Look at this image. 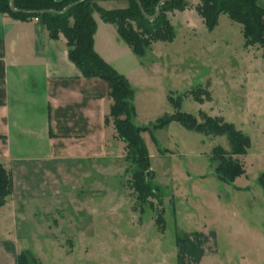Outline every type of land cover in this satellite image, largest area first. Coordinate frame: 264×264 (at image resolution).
Returning a JSON list of instances; mask_svg holds the SVG:
<instances>
[{
	"label": "rangeland",
	"instance_id": "1",
	"mask_svg": "<svg viewBox=\"0 0 264 264\" xmlns=\"http://www.w3.org/2000/svg\"><path fill=\"white\" fill-rule=\"evenodd\" d=\"M187 2L190 10L166 13L173 40L154 41L143 57L136 56L141 69L133 70L129 83L134 91L131 121L151 128L140 135L155 195L146 203L136 200L131 186L134 166L125 158V143L111 133L112 153L97 162L86 179L80 175L77 200L37 206L35 219L22 222L27 245L42 264L52 262L49 251L59 243L74 247L71 264H177V238L203 227L217 234L223 264H237L250 243L253 248L264 243L262 49L245 46L241 24L226 13L207 29L195 10L199 0ZM256 3L263 6L264 0ZM102 6L112 9L127 3L105 1ZM197 87L210 98L196 101L190 91ZM168 95L182 97L181 111L220 116L248 135L250 147L239 157L242 175L224 182L214 174L211 150L226 146L224 138L187 130L174 121L153 127L175 111ZM158 217L164 226H158Z\"/></svg>",
	"mask_w": 264,
	"mask_h": 264
},
{
	"label": "crops",
	"instance_id": "2",
	"mask_svg": "<svg viewBox=\"0 0 264 264\" xmlns=\"http://www.w3.org/2000/svg\"><path fill=\"white\" fill-rule=\"evenodd\" d=\"M93 16L95 52L132 84L133 70L140 71L141 63L113 24ZM67 49L64 36L50 38L38 19L0 13V162L12 180L11 193L0 206V264H15L24 250L42 264L27 245L22 222L35 219L37 206L75 202L80 175L86 179L112 153L110 134H116L112 120H106L107 85L85 78ZM27 211L30 215H23ZM216 235L205 227L185 235L177 245V264H223ZM255 246L250 243L236 263L264 264V243ZM73 252L70 243L54 245L47 264H71Z\"/></svg>",
	"mask_w": 264,
	"mask_h": 264
},
{
	"label": "trees",
	"instance_id": "3",
	"mask_svg": "<svg viewBox=\"0 0 264 264\" xmlns=\"http://www.w3.org/2000/svg\"><path fill=\"white\" fill-rule=\"evenodd\" d=\"M11 1L15 10H11L10 0H0V13H7L19 20L37 18L52 39L62 34L66 39L68 58L77 66L81 74L85 78H99L106 83L111 101L106 120L108 118L112 120L117 137L125 143V158L134 166L131 186L137 192L136 200L146 203L148 196H154L155 193L148 179L152 172L149 170V157L140 133L151 131V128L135 126L132 123L134 107L131 101L134 91L128 79L95 52L93 36L96 31V21L93 14H97L102 21L113 24L118 36L128 45L132 53L137 57H143L152 42L173 40L174 29L166 13L187 9L189 7L187 0H167L160 4L158 13H156L157 5L163 0ZM105 1H123L127 6L105 8L101 5ZM75 2L79 3L72 5ZM195 10L207 29H212L216 25L220 13H226L231 20L241 24L245 46L258 45L264 57V6H259L256 0H199ZM190 94L198 102L210 98L209 93L198 87L191 90ZM168 99L175 111L159 118L153 127L160 128L174 121L187 130L210 137H222L226 146L221 144L214 146L210 155L215 176L221 181L230 182L245 172L239 157L244 156L250 147L248 135L220 116H210L199 111L196 117L181 111L179 109L181 96L168 95ZM147 172H149L148 177H146ZM11 190L10 173L0 162V206L5 203ZM157 223L160 227L163 225V219L158 217ZM183 240L184 237H178L177 245ZM15 264H40V262L32 252L24 250L16 256Z\"/></svg>",
	"mask_w": 264,
	"mask_h": 264
},
{
	"label": "water",
	"instance_id": "4",
	"mask_svg": "<svg viewBox=\"0 0 264 264\" xmlns=\"http://www.w3.org/2000/svg\"><path fill=\"white\" fill-rule=\"evenodd\" d=\"M138 1V0H137ZM165 1H167V0H163V1H160L159 3H158V5H157V9H156V13H158V11H159V7H160V4L161 3H163V2H165ZM76 3H79V2H75V3H73L72 5H74V4H76ZM10 8H11V10H15V8L13 7V3H12V1L10 0ZM148 175H149V172H147L146 173V177H148Z\"/></svg>",
	"mask_w": 264,
	"mask_h": 264
},
{
	"label": "built area",
	"instance_id": "5",
	"mask_svg": "<svg viewBox=\"0 0 264 264\" xmlns=\"http://www.w3.org/2000/svg\"><path fill=\"white\" fill-rule=\"evenodd\" d=\"M35 19H37V18H35Z\"/></svg>",
	"mask_w": 264,
	"mask_h": 264
}]
</instances>
